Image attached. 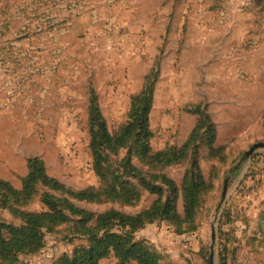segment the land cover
Returning <instances> with one entry per match:
<instances>
[{"label": "rangeland", "instance_id": "rangeland-1", "mask_svg": "<svg viewBox=\"0 0 264 264\" xmlns=\"http://www.w3.org/2000/svg\"><path fill=\"white\" fill-rule=\"evenodd\" d=\"M151 73L157 75L153 148L182 146L199 118L191 110L202 105L217 127L219 150L200 151L212 188L198 230L178 235L156 222L138 230L136 240L155 244L162 264H210L216 224V264H264V149L246 155L264 143V0H0V177L19 188L28 158L38 156L70 189L99 186L90 150L91 94L108 126L118 129ZM187 166L167 173L181 184ZM153 199L145 193L137 206L77 205L135 214ZM29 205L46 210L40 198ZM0 220L21 223L2 207ZM77 227L72 220L47 232L43 252L21 256V264L73 255L88 244ZM101 264L119 263L110 257Z\"/></svg>", "mask_w": 264, "mask_h": 264}, {"label": "trees", "instance_id": "trees-1", "mask_svg": "<svg viewBox=\"0 0 264 264\" xmlns=\"http://www.w3.org/2000/svg\"><path fill=\"white\" fill-rule=\"evenodd\" d=\"M157 75L146 77L142 90L131 99L128 120L111 129L97 95L92 92L89 106L90 150L99 186L73 190L52 177L43 158L27 160L28 172L18 188L0 177V207L20 220L9 224L0 220V263L21 264V256L40 255L47 232L75 220L76 233L88 239L73 255H61L54 264H101L110 257L119 264H162L163 254L149 241H137L135 233L156 222H165L178 235L198 230L204 198L212 186L206 180L199 155L205 145L214 153L217 127L202 105L191 112L197 123L182 146L167 145L155 150L151 111ZM126 155L120 159L123 152ZM188 164L181 184L168 173L172 166ZM145 193L152 202L135 214L110 208L94 213L77 202L112 203L137 206ZM40 198L44 211H31L30 202ZM74 232V233H75Z\"/></svg>", "mask_w": 264, "mask_h": 264}, {"label": "water", "instance_id": "water-1", "mask_svg": "<svg viewBox=\"0 0 264 264\" xmlns=\"http://www.w3.org/2000/svg\"><path fill=\"white\" fill-rule=\"evenodd\" d=\"M260 149H264V143H257V144H254L249 151H247L246 155L247 157H251L255 151L257 150H260ZM228 180L226 181V184L224 186V189H223V192H222V197H221V200L218 204V208H217V212L221 213L222 209H223V206L226 202V199L228 198ZM217 221H218V217L216 218ZM217 241V225L216 224H213L212 225V248H211V258H210V264H216V253H215V247H214V244L216 243Z\"/></svg>", "mask_w": 264, "mask_h": 264}]
</instances>
